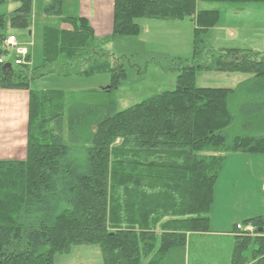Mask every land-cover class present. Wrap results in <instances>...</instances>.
<instances>
[{"label":"trees","instance_id":"obj_1","mask_svg":"<svg viewBox=\"0 0 264 264\" xmlns=\"http://www.w3.org/2000/svg\"><path fill=\"white\" fill-rule=\"evenodd\" d=\"M9 1L15 8L0 12V88L28 91V121L25 158L0 159V264H55L80 245L98 246L103 264H159L189 235L208 232L225 156L264 154V53L210 49L196 28L190 56L168 60L166 70L178 72L173 89L104 119L101 111L66 103L57 91H35L30 82L49 72H104L113 89L129 79L118 64L125 53L112 52V62L104 46L137 36L136 19L192 17L200 1L264 0H113L112 30L101 37L86 17L63 14V0H48L43 15L57 25L43 27L37 66L28 64L29 49L25 63L6 60L8 30L33 26V0ZM201 12L212 15L205 26H213L218 12L197 11V22ZM199 70L252 78L237 88L198 87ZM247 224L256 236L240 234L235 225L230 264H247L251 243L254 264H264V216L243 220Z\"/></svg>","mask_w":264,"mask_h":264},{"label":"rangeland","instance_id":"obj_2","mask_svg":"<svg viewBox=\"0 0 264 264\" xmlns=\"http://www.w3.org/2000/svg\"><path fill=\"white\" fill-rule=\"evenodd\" d=\"M47 0H35L33 7L31 34L12 28L8 34L21 38L23 45L29 49L30 61L35 66L42 61V31L45 25H57L55 17L43 15ZM211 4L214 1H205ZM9 0L0 6V12H8L15 8ZM74 0H65L62 12L70 14L74 11ZM106 18V15H104ZM140 32L135 37L120 38L104 46L110 58L122 52L125 57L118 60L127 69L129 79L122 81L110 89L109 73H95L89 76L62 75L49 72L30 82V88L35 91H57L64 94V102L76 101L89 109H97L101 119L108 117L112 111H118L137 104L164 90L174 88L178 72L166 70L170 57H189L195 32V21L191 17L183 19L138 18ZM110 30V29H109ZM106 51V50H105ZM114 53L111 54V53ZM14 54V55H13ZM15 53L11 49L6 60L14 62ZM110 59V60H111ZM115 62L116 60H111ZM251 74L244 72H221L216 70H199L195 73L194 83L198 87H228L237 88ZM80 102V103H79ZM67 105V104H65ZM81 105V104H80ZM7 111L0 112V117ZM4 119V118H3ZM6 119V118H5ZM4 121L0 120V137ZM230 157L224 166L221 188L216 191L218 201L213 202L210 213L208 233L195 234L188 238L185 246L169 249L159 264H230L235 238L229 232L236 222H243L253 210L263 206H252L245 203L247 193L246 158ZM234 170H238L236 173ZM244 177V178H241ZM234 178L238 179L234 183ZM254 193L258 191L254 190ZM244 196V197H243ZM261 203V199H258ZM259 211V210H258ZM257 211V212H258ZM59 259V261H58ZM55 264H103L100 248L95 245H80L72 247L70 253L59 256Z\"/></svg>","mask_w":264,"mask_h":264},{"label":"crops","instance_id":"obj_3","mask_svg":"<svg viewBox=\"0 0 264 264\" xmlns=\"http://www.w3.org/2000/svg\"><path fill=\"white\" fill-rule=\"evenodd\" d=\"M34 2L35 0H33V7ZM64 2L65 0H63L62 4ZM203 2L205 1L197 2L196 12L209 10H216L218 12V17L213 26H205L211 20L212 15L210 13L201 12L198 17V22L196 12L191 17V20L195 21V29L201 28V31L204 32L207 47L216 50L227 48L249 49L264 53V3L214 2L212 3L214 5H209ZM112 3L113 0H74L73 8L75 12L71 14L86 17L93 29L94 35L98 37L106 36L110 34L112 30ZM104 15H106V18ZM62 26L65 25L62 23L60 27ZM29 34H31V31ZM20 42L23 44L21 40ZM30 53L29 51V54ZM251 78L252 75L246 78V80ZM3 111H7V113L1 114L4 116H1L0 120L4 121L2 128L6 133H3L0 137V159H24L26 156L28 91L23 89L0 88V112L3 113ZM231 156L234 158H238L237 156H239V158H246L247 161L245 171L250 177L246 178V189L247 191L253 192L252 194L249 192L247 193L245 203L252 206H263L262 209H258L259 211L253 210L246 219L264 216V154H227L213 187V202L215 203L218 201V194H216V191L221 188L220 184L223 180L225 162ZM234 171L238 173V170ZM241 178H234V183H237L239 181L238 179ZM254 190L258 191V193H254ZM258 199H261V203ZM236 224H239V222H236L234 227ZM240 224H242V222H240ZM229 233L235 238L236 232L234 229ZM193 235L195 234L189 235L188 238ZM248 236L255 237L256 234L253 233ZM254 247L252 243L247 247L245 252L248 261L247 264H254L257 260L252 253V248Z\"/></svg>","mask_w":264,"mask_h":264},{"label":"built area","instance_id":"obj_4","mask_svg":"<svg viewBox=\"0 0 264 264\" xmlns=\"http://www.w3.org/2000/svg\"><path fill=\"white\" fill-rule=\"evenodd\" d=\"M5 46L10 47L14 50L16 57L15 63H25V57L27 54V49L24 46H20L17 42L15 36L10 35L4 41ZM1 61V60H0ZM236 229L240 232V234H251L253 232V228L251 226H242L237 224Z\"/></svg>","mask_w":264,"mask_h":264},{"label":"water","instance_id":"obj_5","mask_svg":"<svg viewBox=\"0 0 264 264\" xmlns=\"http://www.w3.org/2000/svg\"><path fill=\"white\" fill-rule=\"evenodd\" d=\"M5 66H9V64H5L3 67H5Z\"/></svg>","mask_w":264,"mask_h":264}]
</instances>
